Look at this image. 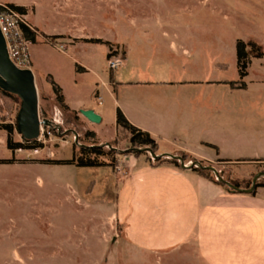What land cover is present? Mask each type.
Here are the masks:
<instances>
[{"label":"rangeland","instance_id":"374dc122","mask_svg":"<svg viewBox=\"0 0 264 264\" xmlns=\"http://www.w3.org/2000/svg\"><path fill=\"white\" fill-rule=\"evenodd\" d=\"M0 3L23 7L37 31V44L31 54L34 66L41 68L36 67L40 73L39 114L42 121L51 122L50 127H43L38 140L43 147L37 151L10 150L8 134L0 130V264H207L194 242L161 252L143 251L128 242L125 226L116 222V184L111 179L109 185L108 175L112 171L119 177L125 176L129 168L126 157L151 156L146 151L149 147L132 144L127 132L118 133L113 148L110 146L113 142L100 145L94 138L86 139L91 130L85 118L75 119L73 113L63 111L56 96L47 94L41 83H46L45 74L51 73L72 90L76 99H89L98 80L93 72L75 78L76 60L93 70L104 68L106 72L103 43L96 39L107 38L113 40L109 52L117 50L123 58L128 44H142L139 50H152L148 65L135 71L143 77L238 81L237 42H253L257 51L260 48L264 52V0H0ZM160 25L172 29L171 39L164 40L162 34H157L150 42L135 33L139 27ZM36 26L50 33L66 31L70 39L69 34L91 30L90 42L100 45L87 47L86 52L79 51L77 56L68 48L67 36L54 38ZM171 40L184 44L191 55L187 57L171 49ZM151 43L154 45L148 48ZM59 44L66 46V54L59 51ZM247 71L250 72L247 82L260 77L264 73V57H251ZM75 80L79 84L76 90ZM223 85L216 83L214 89L223 90ZM46 87L52 90L50 83ZM105 106L112 108L113 103L108 100ZM20 107L21 100L16 95L8 97L0 93V124L14 125L13 141L24 143L17 132ZM112 120L113 115L106 127L97 126L103 142L113 136ZM93 145L107 151L114 149V156L101 158L107 162L114 158L112 167L51 163L78 157L82 146ZM184 162L188 166L193 163L187 159ZM204 166L215 167L230 183L239 182L243 187L249 183L246 189L252 187L256 175L264 173V162ZM212 176L217 180L214 173ZM259 182H264V178Z\"/></svg>","mask_w":264,"mask_h":264},{"label":"crops","instance_id":"0c3cea01","mask_svg":"<svg viewBox=\"0 0 264 264\" xmlns=\"http://www.w3.org/2000/svg\"><path fill=\"white\" fill-rule=\"evenodd\" d=\"M171 30L163 25L146 26L135 33L151 42L157 34H162L164 40L171 39ZM41 32L67 36L68 48L77 56L79 51L86 52L87 47L100 45L90 42L91 30L69 34L72 39L66 31ZM96 40L103 43L107 63L110 54L107 43L113 40ZM150 45L154 44L148 48ZM141 46L126 45L124 63L112 73L108 69L104 72V68L93 70L76 60L75 78L93 72L98 80L89 99H76L54 74H45L46 83H41L42 89L54 96L53 88L46 87L47 77L54 79L69 112L82 116V110H93L101 117L99 124H93L82 116L96 134L93 140L100 145L113 142L121 133L117 110L157 144L158 158L127 156L129 168L125 176L108 173L109 185L113 181L116 184L117 224L125 226L128 242L143 251H168L194 242L207 264H264V186L251 194L232 192L193 168L171 163V159H176L172 156L184 155L188 161L203 165L263 163L264 73L247 82L249 72L244 79L245 89L232 87L228 80L143 77L135 71L148 65L152 50H139ZM185 47L170 41L171 49L189 57L191 54ZM32 66L37 86L40 73L36 67L41 68L35 67L33 60ZM130 73L133 74L126 78ZM216 83L225 84L224 89L215 90ZM77 88L75 80L73 89ZM108 100L113 103L112 108L105 106ZM111 115L113 136L103 142L97 126L106 127Z\"/></svg>","mask_w":264,"mask_h":264},{"label":"trees","instance_id":"16d2710c","mask_svg":"<svg viewBox=\"0 0 264 264\" xmlns=\"http://www.w3.org/2000/svg\"><path fill=\"white\" fill-rule=\"evenodd\" d=\"M15 7L14 5H11ZM21 11H26L23 7H17ZM28 36L33 40V43L37 42V34L36 33H29ZM54 38H60L59 36H55ZM100 42V41H99ZM109 44V43H107ZM236 54H237V66H238V71H239V80L236 82H230V85L232 87L238 88V89H245L247 87L244 79L248 75V66H249V61L251 57L257 58V59H262L264 57V52L261 51L260 48L257 49L255 48V43L250 42V43H245L242 40H239L236 44ZM111 54L108 55L110 57ZM48 82L51 84L54 94L56 96V102L59 105V107L65 111L69 112V109L67 105H65L64 102V97L61 94V89L60 87L56 84L54 79L49 75L47 77ZM0 93H2L5 96L8 97H13V94L7 93L3 90L0 89ZM75 119L79 117L78 113H73ZM117 125L119 128H121V133L127 132L131 134V142L135 146L138 147H149V149L153 152L156 153L158 150L157 144L155 141L151 138V136L143 132L136 127H134L125 117V115L122 113L121 110H117ZM0 130H4L8 134V140H7V146L10 150H18V149H37L39 147H43L42 144L38 143V141H27L23 138L24 143L22 142H14L12 137L15 132V127L12 124H0ZM96 134L93 131H88L86 133V139L88 138H95ZM114 144H117V139L111 143V147L113 148ZM137 147V148H138ZM148 149V148H147ZM114 149H110L107 151L104 147L102 146H82L81 148V153L80 156L74 155L72 159L69 160H56V161H51L52 164L54 165H75L76 167H105V166H110L112 167L114 164L115 159L111 162H107L102 160L101 158L103 157H109V156H114ZM134 151L137 149L134 148ZM184 160L187 159V156H182ZM222 161H228V160H222ZM11 161H2V163H10ZM171 163L175 164L176 166H179L178 160L177 159H171ZM203 165V164H202ZM204 166V165H203ZM193 170L198 172L199 174L206 176L213 180L214 182L227 187L220 181L216 180L213 176L211 171L204 170L202 168H197L193 167ZM232 183V182H231ZM238 188L246 189L250 186V184H246V186L243 187V184L239 182L232 183ZM264 186V182H259L257 183V187ZM228 188V187H227ZM230 191V189L228 188ZM255 193V192H254Z\"/></svg>","mask_w":264,"mask_h":264},{"label":"water","instance_id":"95a60500","mask_svg":"<svg viewBox=\"0 0 264 264\" xmlns=\"http://www.w3.org/2000/svg\"><path fill=\"white\" fill-rule=\"evenodd\" d=\"M0 89L16 95L21 100V107L17 118V132L27 141H37L41 136L42 127H50L51 122L41 120L39 114V95L35 82L34 73L31 70L18 69L8 57L6 42L0 30ZM81 115L93 124H99L101 117L93 110H82ZM154 158H158L150 149H146ZM182 168L191 169L193 167L202 168L213 172L217 180L226 185L232 192L254 193L257 189V182L264 178V173H259L253 179L250 189L238 188L229 181H226L219 174L217 169L212 166H203L201 163L193 162L190 166L186 165L180 157Z\"/></svg>","mask_w":264,"mask_h":264},{"label":"built area","instance_id":"2783aa9c","mask_svg":"<svg viewBox=\"0 0 264 264\" xmlns=\"http://www.w3.org/2000/svg\"><path fill=\"white\" fill-rule=\"evenodd\" d=\"M0 30L6 42L8 57L12 63L18 69L32 71L31 49L34 43L28 34L37 33V31L30 22L29 13L19 10L17 6L13 7L10 4L0 3ZM58 49L62 53L67 51L63 44H59ZM110 54V57L107 58V67L109 71L115 72L122 67L124 58L117 54V50ZM98 99L101 101L100 97ZM43 131L44 128L42 127L41 134ZM37 150L38 148L35 149V151Z\"/></svg>","mask_w":264,"mask_h":264}]
</instances>
